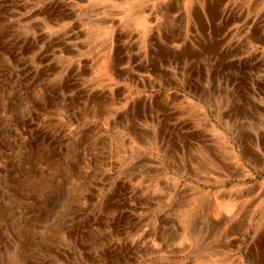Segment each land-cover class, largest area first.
Here are the masks:
<instances>
[{
  "label": "rangeland",
  "instance_id": "rangeland-1",
  "mask_svg": "<svg viewBox=\"0 0 264 264\" xmlns=\"http://www.w3.org/2000/svg\"><path fill=\"white\" fill-rule=\"evenodd\" d=\"M0 264H264V0H0Z\"/></svg>",
  "mask_w": 264,
  "mask_h": 264
},
{
  "label": "bare ground",
  "instance_id": "bare-ground-1",
  "mask_svg": "<svg viewBox=\"0 0 264 264\" xmlns=\"http://www.w3.org/2000/svg\"><path fill=\"white\" fill-rule=\"evenodd\" d=\"M107 65V64H106ZM219 144V143H218ZM220 145H222V144H220ZM227 154V153H226ZM231 154V153H230ZM229 155V154H228ZM227 156V155H226ZM233 156V155H232ZM225 162V161H224Z\"/></svg>",
  "mask_w": 264,
  "mask_h": 264
}]
</instances>
